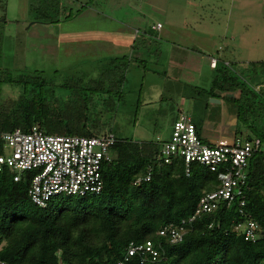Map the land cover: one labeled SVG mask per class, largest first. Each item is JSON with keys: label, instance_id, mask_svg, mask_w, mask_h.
Segmentation results:
<instances>
[{"label": "trees", "instance_id": "obj_1", "mask_svg": "<svg viewBox=\"0 0 264 264\" xmlns=\"http://www.w3.org/2000/svg\"><path fill=\"white\" fill-rule=\"evenodd\" d=\"M59 22L54 18L34 23ZM152 44L157 43L138 38L134 58L137 60ZM129 65L127 56H113L95 78L87 75L57 81L42 71L14 75L0 67V83L19 88L14 98L0 97V134L16 129L27 132L33 126L51 135L114 133ZM62 89L66 95L58 93ZM238 92V99L225 97L240 124L236 135L259 138L264 144V94L233 76L223 60H218L209 95ZM197 129L201 133L202 126ZM115 136L117 141L103 167V191L98 196H60L41 209L28 195V175L15 182L8 169L0 172V262L116 264L131 243L153 241L167 260L145 264H264V152L250 159L243 208L258 223L259 240L246 241L232 230L233 222L242 220L240 210L233 207L200 217L187 227L183 241L171 244L159 235L160 229L191 216L200 197L220 185L218 175L199 164H192L187 174L180 159L170 165L161 163L157 141ZM4 154L5 144L0 139V156ZM149 171L151 179L146 182L143 178ZM128 264H142V259L133 257Z\"/></svg>", "mask_w": 264, "mask_h": 264}, {"label": "rangeland", "instance_id": "obj_2", "mask_svg": "<svg viewBox=\"0 0 264 264\" xmlns=\"http://www.w3.org/2000/svg\"><path fill=\"white\" fill-rule=\"evenodd\" d=\"M140 1L0 0V67L14 75L42 71L55 81L87 75L95 78L112 57L97 48L103 38L95 28L108 30L114 24L107 17L125 22L132 32L150 30L161 23L176 42V61L169 66L166 51L157 54L160 45L156 44L143 51L139 61L135 56L117 104L114 133L134 141H169L181 111L198 128L203 124L210 128L200 133L205 141L214 137L215 130H220L225 140L240 137L236 135L240 124L232 104L226 100L222 107L212 101L220 99L209 95L214 73L209 70L208 56L220 54L228 72L264 94V0H224L217 2L218 6L195 5L193 0ZM54 18L60 22L34 23ZM189 37L198 47V43L210 47L200 54L199 48L184 42ZM128 50L126 56L131 60L134 43ZM201 61L207 66L198 72L193 68ZM18 91L0 83L2 98H14ZM58 93L66 95L67 91Z\"/></svg>", "mask_w": 264, "mask_h": 264}, {"label": "built area", "instance_id": "obj_3", "mask_svg": "<svg viewBox=\"0 0 264 264\" xmlns=\"http://www.w3.org/2000/svg\"><path fill=\"white\" fill-rule=\"evenodd\" d=\"M156 28L160 29L161 24ZM217 63V59H211L212 68H216ZM0 139L5 144V154L0 156V172L8 169L15 182L28 175V195L41 209L48 208L55 197L100 195L104 187V163L109 161L110 150L117 141L112 132L94 137L51 135L38 126L27 132L16 129L2 133ZM157 142L160 145L157 159L161 163L170 165L175 159H180L187 174L192 164H199L217 174L220 181L216 190L205 192L200 197L191 216L179 224L161 228V237L171 244L179 243L183 241L187 227L195 220L207 214H216L221 208L230 210L234 207L240 210L242 220L233 222L232 230L246 241L256 242L261 238L258 223L243 212L250 159L264 152L261 139L235 137L231 141L222 138L205 141L192 118L180 113L174 122L171 139L165 141L158 138ZM150 179L151 171L143 180L147 182ZM133 257L141 258L142 264L167 260L153 241H147L131 243L124 258L116 264H128Z\"/></svg>", "mask_w": 264, "mask_h": 264}, {"label": "crops", "instance_id": "obj_4", "mask_svg": "<svg viewBox=\"0 0 264 264\" xmlns=\"http://www.w3.org/2000/svg\"><path fill=\"white\" fill-rule=\"evenodd\" d=\"M149 1H154V0H141L140 3L141 4H149L148 3ZM219 1L224 2V0H193L192 2L195 5H198V3L200 2V3H204V6H218L217 2H219ZM220 2H219V4H220ZM107 18H109L112 21V23H114L112 28H110L108 30H105L104 28H101V27L95 28L96 34H98V36L103 38L102 39L103 41L99 42L97 45V48L100 51H102L101 53H104L103 55L107 54L109 56L111 55L112 57L113 56H116V57L126 56L127 53H129L128 47H130V45H133V43L138 38L143 37L146 40L150 39V40L155 41L157 43L156 45H160V50L157 52V54L164 55L165 51H166V56L169 58V59H167V61H169V66H170V64L175 63L176 60L174 57H176L175 56L176 53L174 50H175L176 44H173V43H176V42H174V40L172 38L173 35L170 32L164 31V24L157 23L156 25L155 24L152 25L150 27V30L144 29L142 31L136 30V32H132V28L130 26H128V24H126L125 22H121V21H118V20L110 18V17H107ZM158 24H161L160 29L156 28L158 26ZM114 25H117L118 27L114 28ZM82 33H85V31H83ZM203 33L208 34L205 32H203ZM184 42H187L188 44L192 45V47L196 46V43H195L196 41H193V39L191 40L190 37L187 38V41H184ZM198 45H199V47L198 46H196V47L199 48V50H197V51L200 54L204 53V48L207 49L210 47L209 44H205V43H198ZM132 48H133V46H132ZM179 49H180L182 54H184V55L186 54L184 49H181V48H179ZM187 50L189 51V48H186V52H187ZM218 50L220 51L221 48L219 47ZM180 51H178V52L180 53ZM144 55L145 54H143V52H142V54L140 53L138 60H136V61H139L141 58L144 57ZM208 58H209V70H211L214 73L215 68L211 67V59L215 58L217 60H221L222 57L220 54H218V56L211 54L210 56H208ZM133 59H134V57L131 58L130 62H132ZM186 65L188 66L189 69L192 68V66H189L188 64H186ZM202 66H203V68H205L207 65H202V61H201V64L195 66L193 69L198 70V72H199L202 70L201 69ZM212 80L213 79L210 78V88L212 87ZM229 94H233L234 95L233 98H235V99L239 98V92L238 93H224V94H221L220 97H215V98L220 99L219 100L220 103H217V102H213V103H216V104L224 107L223 102L226 101L225 97L226 98L229 97L228 96ZM229 98H232V97H229ZM221 112L224 113V109H222ZM179 113H183V112L179 111ZM203 130H205L206 132L211 131L210 128L208 126H205L204 124L202 125V130H201L202 134H203ZM220 138L223 139L221 131L215 130L214 131V137L212 139L214 140V139H220Z\"/></svg>", "mask_w": 264, "mask_h": 264}, {"label": "water", "instance_id": "obj_5", "mask_svg": "<svg viewBox=\"0 0 264 264\" xmlns=\"http://www.w3.org/2000/svg\"><path fill=\"white\" fill-rule=\"evenodd\" d=\"M228 96H229V97H232V98L234 97V95H233V94H229ZM212 101H213V102L220 103V101H219V100H214V99H213Z\"/></svg>", "mask_w": 264, "mask_h": 264}]
</instances>
